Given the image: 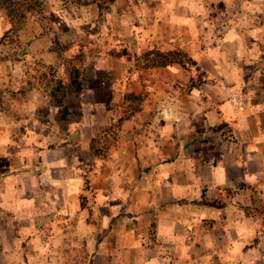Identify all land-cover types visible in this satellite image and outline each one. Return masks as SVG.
Returning a JSON list of instances; mask_svg holds the SVG:
<instances>
[{
  "label": "crops",
  "instance_id": "0c3cea01",
  "mask_svg": "<svg viewBox=\"0 0 264 264\" xmlns=\"http://www.w3.org/2000/svg\"><path fill=\"white\" fill-rule=\"evenodd\" d=\"M47 15L50 32L27 21V54L0 63L3 122L25 130L0 134V198L22 221L37 207L40 264H264V215L249 212L246 189L264 192V0H115L101 16L96 4ZM53 35L88 44L79 91ZM156 51L196 65H152ZM113 125L100 154L95 139ZM203 192L223 207L200 204Z\"/></svg>",
  "mask_w": 264,
  "mask_h": 264
},
{
  "label": "rangeland",
  "instance_id": "374dc122",
  "mask_svg": "<svg viewBox=\"0 0 264 264\" xmlns=\"http://www.w3.org/2000/svg\"><path fill=\"white\" fill-rule=\"evenodd\" d=\"M90 0H43V11L37 14H33L28 16L27 21H32L36 25L40 26L43 29V33L47 34L51 30L48 26V15L47 11L49 6L57 7L59 9L62 8H74L76 6H88L92 3H89ZM110 7L107 5L105 11ZM237 10V8H236ZM102 13V15H103ZM101 16V15H100ZM262 25H264V17ZM8 28L7 19L4 15V12L0 10V63H3L5 59H14L16 61H21L22 57L27 54L28 50V42H23L20 40V33L18 36L10 35L3 36L4 31ZM42 34V33H41ZM37 36V35H35ZM60 36L53 35L51 37L52 45L51 49H53L59 55L61 59L62 69L66 72H69L72 84L73 81H76L75 86L81 85V76L84 74L82 72V65L80 66L81 60L86 52L84 47L88 48L87 42H69L68 41H58ZM144 56L145 60H149V57ZM81 57V58H80ZM80 58V59H79ZM150 61V60H149ZM37 62H33L29 65L33 72L40 71L41 67H38ZM192 68V67H188ZM28 70V68H27ZM52 67L46 68V72L52 76ZM36 76L35 74H32ZM80 86L77 91H79ZM59 95L54 96V102L59 106H63V94L59 91ZM0 119H2L0 123V134L9 136V140L15 141V136H19V134L24 133V127H12L5 125L3 121H5L6 112L4 111V95H2V91L0 92ZM60 96V98H59ZM126 101L130 102V108L124 109L121 111L124 115L128 116L133 114L136 99L132 96L126 98ZM74 115L79 116L80 111L76 109L74 111ZM115 112V111H114ZM60 118H63L66 115V112L60 111ZM58 113V114H59ZM57 114V116H58ZM116 125H113L106 132L108 136L98 135L95 139V144L97 147V151L100 154H104L105 149L108 148V143L110 139H114L116 135ZM6 130V131H5ZM8 130V132H7ZM6 135V136H7ZM7 136V137H8ZM12 139H11V138ZM112 144V142H110ZM4 149V148H2ZM6 154L0 150V169L3 170L7 166H10ZM242 189V187H241ZM247 190L250 191V197L252 198L251 204L248 209L249 212L255 211L259 215H264V192L259 191L253 187H246ZM85 190H88L85 187ZM234 192H230L228 194H232ZM86 198H80V205L82 208L87 210L88 207L86 204ZM37 207L33 205L30 211L27 212L28 215L31 216V221H22L16 217V213L12 210L10 206L4 200L0 198V264H40L38 260L37 248L40 244L39 233H41V225L38 221V216L36 215ZM41 226V227H40ZM46 240H51L47 239Z\"/></svg>",
  "mask_w": 264,
  "mask_h": 264
},
{
  "label": "trees",
  "instance_id": "16d2710c",
  "mask_svg": "<svg viewBox=\"0 0 264 264\" xmlns=\"http://www.w3.org/2000/svg\"><path fill=\"white\" fill-rule=\"evenodd\" d=\"M115 0H90L89 3L96 4L99 14L102 15L107 5H111ZM0 10L4 12L7 19L8 28L4 31L3 36H18L26 25L27 18L30 15L43 11V0H0ZM151 64L158 67H166L171 64L179 63L183 66H195L196 63L181 52L160 53L158 51L152 53ZM81 58V57H80ZM79 58V59H80ZM76 81H73L74 84ZM78 86V85H77ZM200 204L214 208H222L223 204L220 198H208L204 192L201 197Z\"/></svg>",
  "mask_w": 264,
  "mask_h": 264
},
{
  "label": "built area",
  "instance_id": "2783aa9c",
  "mask_svg": "<svg viewBox=\"0 0 264 264\" xmlns=\"http://www.w3.org/2000/svg\"><path fill=\"white\" fill-rule=\"evenodd\" d=\"M236 104L238 105V102H236Z\"/></svg>",
  "mask_w": 264,
  "mask_h": 264
}]
</instances>
